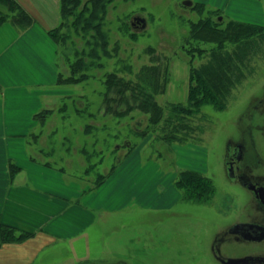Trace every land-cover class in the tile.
<instances>
[{"label":"rangeland","instance_id":"1","mask_svg":"<svg viewBox=\"0 0 264 264\" xmlns=\"http://www.w3.org/2000/svg\"><path fill=\"white\" fill-rule=\"evenodd\" d=\"M184 1L104 0L100 19L94 22H101L106 46L95 29L82 32L71 26L74 17L60 30L61 72L68 77L74 71V77L81 78L74 85L65 84L66 94L74 98L66 101L65 115L70 119L61 130L81 134L82 142L89 140L85 132L95 136L83 155L90 169L82 170L81 175L87 173L95 180V187L102 186L120 171L125 144L130 142L141 148L140 159L137 151L132 163L144 164L133 189L143 195L139 201L144 206L157 210L111 218L100 214L105 222L99 221L95 229L58 245L61 251L51 250L41 264H84L103 259L135 264H220L211 253L217 235L254 216L252 194L229 175V161L242 144L241 172L264 180V30L262 36L247 41H228L220 51L217 42L210 41L212 36L203 35L201 29L204 22L220 28L229 22L264 28V0H191V5ZM3 10L8 12L5 6ZM137 15L145 17L146 28L132 25ZM202 36L209 40L200 39ZM213 51L218 52L219 62ZM78 60L83 62L79 69L75 65ZM212 61L218 62V69L208 103L196 114L175 115L167 122L170 104L189 105L191 88L196 84L191 69ZM145 67H157L161 72L159 80L153 71L145 72L146 76L151 74L148 84L158 89L155 99L164 108L161 121L153 124L150 115L140 109L124 116L105 114L107 75L115 73L136 81L144 76ZM174 123L179 126L173 127ZM172 128L183 139L166 143L162 130ZM94 140L96 153L92 156L89 151ZM187 169L201 172L211 182L203 198L190 200L175 185L178 174ZM113 181L115 186L108 185L104 194L112 193V201H120L121 185L118 179Z\"/></svg>","mask_w":264,"mask_h":264},{"label":"crops","instance_id":"2","mask_svg":"<svg viewBox=\"0 0 264 264\" xmlns=\"http://www.w3.org/2000/svg\"><path fill=\"white\" fill-rule=\"evenodd\" d=\"M14 1L34 23L19 28L6 0H0V13L10 12L0 24V220L32 235L1 246L0 264H41L58 245L95 229L103 213L111 218L157 209L144 206L139 201L143 195L133 189L144 164L132 163L141 148L130 142L120 171L102 186L95 187L87 173L81 175L90 169L83 155L95 136L85 132L89 140L82 142L81 134L61 130L70 119L66 101L74 98L66 94V85L57 84L60 56L49 35L62 22L61 0ZM89 152L95 155V140ZM10 163L17 172L10 173ZM115 178L121 185L120 201L104 194L108 185L115 186Z\"/></svg>","mask_w":264,"mask_h":264},{"label":"trees","instance_id":"3","mask_svg":"<svg viewBox=\"0 0 264 264\" xmlns=\"http://www.w3.org/2000/svg\"><path fill=\"white\" fill-rule=\"evenodd\" d=\"M6 3L10 7V11L14 13L13 21L21 29H25L34 23V19L31 15L25 12L15 3L14 0H6ZM104 0H61V16L62 23L55 29L49 31V35L56 41L57 44L63 39V35L60 30L65 26V22L70 17H74L71 26L75 27L76 30L87 32L88 30L95 29L96 34L102 36L101 22H94L100 19V11L104 9ZM8 18V14L4 15L0 13V24ZM203 35H210L212 39L210 41L217 42L218 49L222 51V46L226 42L239 43L255 37L259 34L263 35L264 28L257 24L246 23V22H229L228 25L223 27H217L210 25L209 22H204L202 25ZM197 31V30H195ZM94 36V35H93ZM92 36V37H93ZM206 36L200 37L202 40L208 41L209 38ZM104 46L107 45V41L104 37H101ZM88 43V42H87ZM89 44V43H88ZM216 51L212 52V56L219 62V56ZM226 61L224 58H221ZM218 62L212 61L210 64H206L201 68L191 69V79L196 81V84L191 88V94L189 98V105L183 106L181 104H170L168 107L170 113L167 122L172 121L175 115H193L198 113L201 105L208 103V94L213 93L211 90L212 78L217 74ZM83 62L78 60L75 65L78 66ZM76 70V69H75ZM153 71L156 74L155 79L159 80L161 75L160 69L157 67L144 68V73ZM143 73V74H144ZM146 73L142 77H137V80H128L123 77H119L115 73L107 75L106 78V92L103 100V108L105 114H111L115 116H124L128 112L134 109H140L150 115V120L153 124H157L161 121L164 116V108L157 103L155 94L158 89H154L149 83L150 79ZM75 72H72L71 76H63V72H59L57 84H73L80 82L81 78L74 77ZM142 74V75H143ZM214 74V75H213ZM160 90V89H159ZM2 87L0 85V94ZM173 127L179 126L178 124H172ZM163 141L170 143L182 140L181 136H178L174 132L173 128L171 131L166 129L162 130ZM18 171V168L10 163V173L13 174ZM105 179V177H103ZM104 181V180H103ZM178 188L184 191L186 198L193 200L203 198L209 193L211 189V182L201 172L196 170H182L178 174V178L175 184ZM32 234L23 232L16 227L6 224L0 220V247L6 243L22 242L29 238Z\"/></svg>","mask_w":264,"mask_h":264},{"label":"flooded vegetation","instance_id":"4","mask_svg":"<svg viewBox=\"0 0 264 264\" xmlns=\"http://www.w3.org/2000/svg\"><path fill=\"white\" fill-rule=\"evenodd\" d=\"M138 27V25H136ZM243 150V148H242ZM240 149L235 148L233 151V156L230 158L229 167L231 162H233L235 168V180L241 183L240 178L244 177L252 181L256 185V189L264 186V180H259L255 178H250L244 175L238 165L239 161L236 159L239 154ZM241 162V161H240ZM246 189L252 194L254 200V216L250 220H242L239 222H253L257 224L251 234L255 237H262V240L249 241L245 240L240 234H232L229 232L230 227L222 235H217L215 244L211 250L212 257L214 260L220 264H264V201L261 200L260 190H250ZM256 191V192H255ZM238 223V222H236ZM235 224V223H234ZM232 239V240H231ZM246 246L248 248H246ZM213 260V262H214ZM84 264H135L128 262L126 260L121 261H108L106 259L86 262Z\"/></svg>","mask_w":264,"mask_h":264},{"label":"water","instance_id":"5","mask_svg":"<svg viewBox=\"0 0 264 264\" xmlns=\"http://www.w3.org/2000/svg\"><path fill=\"white\" fill-rule=\"evenodd\" d=\"M183 4L191 5L192 1L191 0H185L183 2ZM140 24H141L142 29L147 27V21H146L145 17L137 15L134 17V19L132 21V25L136 26V25H140ZM237 146L240 149V151H239V154L237 155L236 159L240 162L243 159V150H242L243 145L239 144ZM229 175L231 177H235V168H234L233 162H231V165L229 167ZM240 180H241L242 185L247 187L248 189H250V190H253L254 188L256 189V185L252 181H250L244 177H241ZM260 189L263 190L260 193V196H261V200L264 201V186L259 187L256 190H260ZM256 226L258 227V225L254 224L253 222H238V223H235L234 225H232L230 227L229 232L232 234H236V233L240 234L244 237L245 240H249V241L262 240L263 239L262 237H255L253 235L254 233L251 234V230H253Z\"/></svg>","mask_w":264,"mask_h":264}]
</instances>
